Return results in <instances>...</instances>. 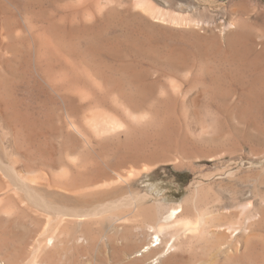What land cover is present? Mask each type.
Instances as JSON below:
<instances>
[{
  "label": "rangeland",
  "instance_id": "374dc122",
  "mask_svg": "<svg viewBox=\"0 0 264 264\" xmlns=\"http://www.w3.org/2000/svg\"><path fill=\"white\" fill-rule=\"evenodd\" d=\"M108 1L86 0L77 9L69 0H0V162L39 195L69 208L134 196L147 200L136 211L122 208L68 225L42 256L34 253L42 222L12 200L14 217H0V263L23 264L36 255L41 264H264V99L258 100L264 96V0H152L197 23L185 28L147 19L133 0ZM70 89L85 90L83 99L89 98L82 102ZM73 107L80 117V110L87 114L83 120L89 110L107 109L125 128L84 144L65 124ZM2 171L0 194L12 188ZM119 175L123 186L114 179ZM101 185L118 189L91 196ZM197 192L206 198L203 203L200 197V209L216 210L217 223H248L237 205L262 210L250 222L251 239L241 237L233 252L225 239L222 251L187 243L159 258L143 256L151 236L140 228L170 206H192Z\"/></svg>",
  "mask_w": 264,
  "mask_h": 264
},
{
  "label": "bare ground",
  "instance_id": "6f19581e",
  "mask_svg": "<svg viewBox=\"0 0 264 264\" xmlns=\"http://www.w3.org/2000/svg\"><path fill=\"white\" fill-rule=\"evenodd\" d=\"M86 1V0H84ZM83 0H69V5H71V7H76L77 9L79 7H81L84 3ZM108 2H112L111 0H109ZM85 5V4H84ZM133 5H134V8L136 10L139 11V14H141L142 16H145L147 17V19L153 21V22H156V23H159V24H162V25H169V26H173V27H194V26H197V23L194 21V20H191L189 19L188 17H185V16H182L181 14H177V13H171V12H168L166 10H164L163 8H161L160 6L156 5L152 0H133ZM101 5L98 6V8L100 7ZM109 6V5H108ZM84 7V6H83ZM65 8V7H64ZM70 8V7H69ZM97 8V7H96ZM133 8V9H134ZM75 9V8H74ZM100 9V8H99ZM98 9V10H99ZM134 9V10H135ZM69 10V9H68ZM97 10V12H98ZM100 13V12H99ZM89 14V12L87 13ZM101 14V13H100ZM90 15V14H89ZM88 15V16H89ZM87 16V15H86ZM87 16V17H88ZM92 15H90V18H91ZM95 16V15H94ZM89 18V17H88ZM89 18V19H90ZM95 18V17H94ZM191 18V17H190ZM85 19V18H84ZM87 19V18H86ZM88 21V20H87ZM86 22V21H85ZM90 24H92L89 20ZM86 22V24H88ZM89 33V32H88ZM239 39L242 37H238ZM244 39V38H243ZM247 39V38H246ZM241 41V40H240ZM47 45V44H46ZM252 45V44H251ZM47 47V46H46ZM248 47V46H247ZM255 47V46H254ZM9 48V47H8ZM246 48V47H245ZM248 48L251 49V46H249ZM253 48V46H252ZM264 48V47H263ZM3 49V48H2ZM145 49V48H143ZM240 50V49H239ZM246 50V49H245ZM254 50V49H253ZM56 51V50H55ZM59 50H57L58 52ZM144 51V50H143ZM261 51V50H260ZM69 52V50H68ZM67 52V53H68ZM157 52V51H156ZM236 52V51H235ZM234 52V53H235ZM249 52V51H248ZM254 52V51H253ZM252 52V53H253ZM258 52V51H257ZM53 54V53H52ZM66 54V53H65ZM71 54V53H70ZM248 54V53H246ZM259 54V53H258ZM49 55V54H48ZM177 55V54H176ZM182 55V54H181ZM238 55V54H237ZM240 55V54H239ZM261 55V54H260ZM259 55V56H260ZM45 56V54H44ZM62 56V55H60ZM66 56V55H65ZM244 56V54H243ZM250 56V54H249ZM38 57V56H37ZM41 57V56H40ZM67 57V56H66ZM174 57V56H173ZM176 57V56H175ZM239 57V56H238ZM257 57V55H256ZM20 58V57H19ZM53 58V57H52ZM262 58V57H261ZM41 59V58H40ZM51 59V58H50ZM62 60V58H60ZM181 58H179L180 60ZM244 59V58H243ZM259 59V58H257ZM264 59V58H262ZM44 60V59H43ZM248 60V59H247ZM252 60V59H251ZM256 60V59H255ZM260 60V59H259ZM48 61V59L46 60ZM59 61V60H57ZM261 61V60H260ZM52 62V61H51ZM49 62V63H51ZM48 63V62H47ZM48 63V64H49ZM60 63V62H59ZM256 63V62H255ZM258 63V61H257ZM47 64V65H48ZM14 65V64H13ZM84 65V64H83ZM45 66V65H44ZM82 66V65H81ZM15 67V66H14ZM78 67V66H77ZM83 67V66H82ZM47 68V67H46ZM61 68V67H60ZM81 68V67H80ZM57 69V68H56ZM55 69V72H57ZM53 70V69H52ZM65 70V69H64ZM80 71V69H79ZM9 72V71H7ZM51 73V72H50ZM66 73V72H65ZM64 73V75H65ZM15 74V73H14ZM47 74V73H46ZM55 73H53L54 75ZM62 75V71L61 73L59 72L58 75ZM59 75V76H60ZM63 75V76H64ZM68 75V74H67ZM74 75V74H73ZM77 75V74H76ZM75 75V76H76ZM56 76V75H55ZM62 76V77H63ZM88 75H86L87 77ZM90 76V75H89ZM45 77V76H44ZM57 77V76H56ZM61 77V78H62ZM78 77V76H77ZM52 78L54 79L55 77L52 76ZM65 78H68V76H66ZM64 78V81L66 82L67 79L65 80ZM74 78V77H73ZM57 79H60L57 77ZM55 78V80H57ZM63 79V78H62ZM85 79V78H84ZM82 79V80H84ZM91 79V77H90ZM120 79V78H119ZM142 79V78H141ZM47 80V79H46ZM51 80V79H50ZM50 80H47V82H49ZM75 80L77 81V79L75 78ZM139 80V79H138ZM59 81V80H58ZM61 81V80H60ZM86 81V80H85ZM90 81V80H89ZM117 81V80H115ZM62 82V81H61ZM64 82V83H65ZM73 82V81H72ZM125 82V81H124ZM256 82V81H255ZM56 84V82H54ZM59 83V82H58ZM57 83V85H58ZM64 83H62V85L64 86ZM68 83V82H67ZM88 83V82H87ZM126 83V82H125ZM124 83V84H125ZM171 83V82H169ZM50 85H52V82L49 83ZM66 84V83H65ZM72 84V83H71ZM74 84V82H73ZM77 84V82H76ZM81 84V83H80ZM122 84H123V80H122ZM255 84V83H254ZM78 85V84H77ZM85 85V84H84ZM87 85V84H86ZM96 84H94L95 86ZM98 85V83H97ZM102 85V84H101ZM100 85V87H101ZM174 85V84H173ZM79 86V89L82 88ZM117 86V84H116ZM143 86V85H142ZM142 86H141V89H142ZM145 86V85H144ZM149 86V85H147ZM170 86V85H169ZM59 88L61 87V84L58 86ZM93 87V86H92ZM125 87V86H124ZM173 87V86H172ZM175 87V86H174ZM57 88V89H59ZM67 88V87H66ZM78 87L75 86L74 90H76ZM97 88V87H96ZM119 88V87H118ZM148 88V87H146ZM171 88V87H170ZM68 89V88H67ZM84 89V88H83ZM92 89V88H90ZM90 89H87V90H90ZM150 89V88H149ZM66 90V89H65ZM71 90V89H70ZM74 90H71V92H75L73 95V97H76L78 96L80 99L82 98L83 99V95L81 93H85L84 91L83 92H80L79 90V94L76 93V91ZM81 90V89H80ZM99 90V88H98ZM119 90V89H118ZM123 90V88H122ZM121 90V91H122ZM143 90V89H142ZM148 90V89H147ZM151 90V89H150ZM173 90V88H172ZM175 90V88H174ZM58 92L60 91L57 90ZM57 91L55 93H57ZM77 91V92H78ZM120 91V92H121ZM52 92V91H51ZM66 92V91H65ZM70 92V91H69ZM70 92V93H71ZM87 92V91H86ZM92 92V91H91ZM174 92H177L176 90ZM61 92H59L60 94ZM69 93V94H70ZM145 93H148V92H145ZM150 93V92H149ZM148 93V94H149ZM171 93V92H170ZM173 93V91H172ZM68 94V96H69ZM77 94V95H76ZM176 94V93H175ZM71 95V94H70ZM86 95V94H84ZM177 95V94H176ZM55 96V94H54ZM61 96V94H60ZM110 96V95H109ZM254 96V95H253ZM262 96V95H261ZM59 97V96H58ZM70 97V96H69ZM86 97L84 96V99L82 102H86V100L89 98L87 96V99H85ZM92 98V96H91ZM135 98V97H134ZM61 99V98H60ZM79 99V101H80ZM137 99V97H136ZM264 99V96L263 98L262 97H259L258 100L261 102L263 101ZM63 100V99H62ZM75 100V99H73ZM72 100V102H73ZM91 101H93V99H90ZM135 100V99H134ZM138 100V99H137ZM144 100V99H143ZM142 100V101H143ZM178 100V99H177ZM133 101V100H132ZM141 101V102H142ZM63 102V101H62ZM70 102V101H69ZM139 102V101H138ZM137 102V103H138ZM74 103V102H73ZM263 103V102H261ZM67 105V103H65ZM82 104V103H81ZM84 104V103H83ZM136 104V102H135ZM255 104V103H254ZM258 103H256L257 105ZM264 104V103H263ZM7 105V104H6ZM138 105V104H136ZM255 105V106H256ZM3 106V105H2ZM94 106V105H93ZM97 106V105H96ZM95 106V107H96ZM102 106V105H101ZM132 106L134 107V104H132ZM139 106V105H138ZM259 106V105H258ZM263 106V105H262ZM66 107V106H65ZM92 108V106H90ZM1 108V106H0ZM72 108V107H71ZM75 107H73L72 111H71V115L69 114V119L67 117V122L65 123L69 132L75 136L76 138H81L80 140H83L84 141V144L85 142L88 141L89 137L92 136L93 138L95 137V140L96 139H105L107 137H114V136H118V134H120V132L122 133L123 129L125 128V125H124V121L123 120H120L122 118H120L118 115H111L110 111L106 112V110H104L103 112H94L93 110H89L91 112V115H90V112H89V115L87 117L84 118V120L81 118L82 115H84L85 112H82L80 110L81 113H83L80 117V113L77 109L74 110ZM80 108V107H78ZM90 108V109H91ZM103 108V107H102ZM135 108V107H134ZM138 108V107H137ZM101 109V108H99ZM128 109V108H126ZM97 111H99L98 109H96ZM102 110V109H101ZM100 110V111H101ZM131 110V109H129ZM64 111V110H63ZM128 111V110H125V112ZM3 112V111H1ZM69 112V110H68ZM87 112V111H86ZM106 112V113H105ZM110 112V113H109ZM131 112V111H130ZM130 112H128L130 114ZM134 113V111H132ZM6 113V112H5ZM88 113V112H87ZM132 113V114H133ZM136 113V112H135ZM127 114V113H126ZM131 114V115H132ZM137 114V113H136ZM85 115H87L85 113ZM130 117L132 118L133 115ZM139 116V115H137ZM136 115H134V117H137ZM21 117V116H20ZM63 117V116H62ZM117 117V118H116ZM119 117V118H118ZM140 117V116H139ZM139 117H138V120H139ZM260 117V116H259ZM81 118V120H83V123H79L78 119ZM21 119V118H20ZM25 119V118H24ZM135 121L136 118H133ZM142 119V118H141ZM28 120V119H27ZM64 120V121H66ZM258 120V119H257ZM19 121V120H18ZM17 121V123H18ZM123 121V122H122ZM140 121V120H139ZM262 121V120H261ZM14 122V121H13ZM136 122H138L136 120ZM260 122V121H259ZM258 123V121H257ZM64 124V125H65ZM80 124H84L83 126H81ZM24 125V124H23ZM23 127V126H22ZM31 128V127H30ZM65 127V129H67ZM122 130V131H121ZM33 132V131H31ZM71 135V136H72ZM70 137V136H69ZM74 137V138H75ZM91 138V137H90ZM72 139V138H71ZM102 140V141H103ZM107 140V139H106ZM94 141V140H93ZM99 142H101L100 140H98ZM97 142V141H96ZM83 143V142H82ZM101 144V143H100ZM87 146V145H86ZM140 146V145H139ZM90 147V146H89ZM138 149V148H137ZM75 162V161H74ZM73 162V164H75ZM2 163V160L0 162V172L2 170H5L7 172V174L9 173V176L11 181H12V188L7 190V191H3V193L0 194V217H2L4 219V217L7 218H12V216L14 217V213H15V209H16V205L19 204L18 200L21 201V203H24L27 205V207L29 208V210L31 211V213L33 215H35V218L36 217L39 219L40 222H42L43 225L42 226V233H40V241H37V245H35L37 247L36 251L34 252L36 255H39L41 253V256L44 254H42V252H45L46 250H49L53 247H56V243L57 241L59 240V238L62 236L65 228L70 225V224H76V223H86L85 221H83L84 219H88V218H91V217H96V216H99L100 215H104V214H108V213H114V212H117L118 210L122 209V208H129V209H133L136 211V208L139 207L140 205H143L144 202L147 200V197L146 196H134L132 197L131 199H113V200H110L108 202H102L101 203L97 202L98 204H93L92 206L90 205L89 208H86V209H73V208H69L67 205L66 206H63V205H58V203H52L51 201H53L54 199H48V198H45L44 196L42 195H39L36 190L27 182L23 181L18 175L15 174V172L12 170V168L9 166V167H6L5 164L4 166L1 164ZM4 171V172H5ZM3 172V171H2ZM3 172V173H4ZM68 172L65 171V175L67 174ZM60 175H64V171H62V174L60 173ZM59 175V177H60ZM68 176V174H67ZM65 177V176H64ZM69 177V176H68ZM66 177V178H68ZM62 178V177H60ZM63 179V178H62ZM116 179L117 183L119 185H122L124 184L125 182V178L121 175H119L118 177L114 178ZM31 183L35 182V180L33 181H30ZM105 185V184H104ZM118 185V186H119ZM102 186V185H101ZM115 186V185H113ZM117 187V186H116ZM116 187H113V188H116ZM113 188L111 186H105L103 187L102 186V189H98V191H93L92 194L90 193V195H94V196H97L98 194H100V196H103L110 193ZM118 189V187H117ZM116 189V190H117ZM199 192H200V188H198ZM114 192V191H113ZM201 194L203 192H200ZM197 192V194L194 195L192 201L190 200V204H192V206H189V203L187 202L186 204H181L179 207H172L167 210V207L165 209L167 210L166 212H164V209H163V213L162 215H159L157 213H155V216L156 218H159L157 220H155L156 218H154V222L151 221L149 218H145L146 219H149L151 222H148L146 221V224H144L143 227L140 228V230L142 231L141 233L143 234V236L145 234H147L148 236H151L150 238V243H148V245H145V246H142L141 250L143 249H146V246L148 248V253L145 254L146 255H143L145 257L149 256V254H153V253H156L155 254V257L157 256L159 258V256H164V253L165 251L167 250L169 253L171 252V250H179V248L182 246H185L187 243H193V245H200V248L201 246H208L209 247L211 245H213V247L216 245H219L220 246V249L222 248V246H224L225 244L222 242H225L224 240L227 239V246L228 248H230L229 250H232L233 251H238L239 248H241L240 246V243L241 241H243L241 239L240 241V238L241 237H246V236H249L251 233H249V227H252L250 226L252 221H254V219L256 218H260V214L259 212L262 211H258L257 212V209L254 210V208L252 209L251 206L249 205H237V209H239L242 213V215L244 214L247 218H248V223H242V221H238L236 222L235 220L234 221H229L227 223H217V219L215 216V211H206V210H203V209H200L202 207V205H200V203L198 201H201L202 200V196H200ZM194 194V192H193ZM203 195V194H202ZM205 195V193H204ZM207 195V193H206ZM89 196V195H88ZM99 197V195H98ZM202 197V198H200ZM206 197V196H205ZM89 198V197H88ZM114 198V197H113ZM190 199V198H188ZM200 199V200H199ZM204 199L206 198H203V203H204ZM234 199V198H233ZM11 200V201H10ZM12 200H17V204L16 202L12 201ZM87 201V200H85ZM95 201V200H94ZM188 201V200H187ZM263 201V200H262ZM88 202V201H87ZM186 202V201H185ZM197 202L199 203V205L197 204ZM217 202V201H216ZM264 203V202H263ZM62 204V203H61ZM189 208H188V206ZM202 204V203H201ZM214 204V203H213ZM250 204L252 205V203L250 202ZM162 205V204H161ZM217 206V204H214ZM213 205V206H214ZM215 206V207H216ZM221 206V205H220ZM219 206V208H220ZM19 207V206H18ZM160 207V206H159ZM163 207V206H162ZM191 207H193L191 209V211L189 210ZM214 208V207H213ZM223 208V207H222ZM236 208V207H235ZM263 208V207H262ZM218 210V208H216ZM161 210V209H160ZM193 210V211H192ZM236 210V209H235ZM159 211V210H158ZM189 211L191 212V214H189ZM219 212V211H217ZM154 213V212H153ZM262 213V212H260ZM132 214V213H131ZM150 214V212H149ZM147 214V216L149 215ZM152 214V213H151ZM149 215L148 217H151L153 216L152 215ZM143 215V213L141 214ZM140 215V216H141ZM157 215H159L157 217ZM233 215V214H232ZM264 215V214H263ZM116 218L119 219L120 221V218L118 217V215L115 216ZM231 217V216H230ZM242 217V216H241ZM262 217V216H261ZM124 218V217H123ZM126 218V217H125ZM219 218V217H218ZM264 218V217H263ZM2 219V220H3ZM37 219V220H38ZM81 219V220H80ZM234 219V218H233ZM12 220V219H11ZM124 220V219H123ZM239 220V219H238ZM219 221V220H218ZM221 221V219H220ZM122 222V221H121ZM145 222V221H144ZM38 225V223H37ZM5 231V230H4ZM9 231V230H7ZM1 234V232H0ZM140 234V232H139ZM150 234V235H149ZM15 236V235H14ZM139 236V235H138ZM254 236V235H253ZM72 237V236H71ZM140 237V236H139ZM154 237L157 239V242L158 244L156 246H153L152 247V244L155 243V240H154ZM16 238V237H15ZM144 238V237H143ZM72 239V238H71ZM75 239V237H74ZM251 239L250 236L248 237V240ZM76 240V239H75ZM79 240V238H78ZM80 240H83V238H81ZM4 241V240H3ZM6 241V240H5ZM16 241V240H15ZM74 241V240H73ZM245 241V240H244ZM247 241V240H246ZM1 242V241H0ZM60 242V240H59ZM80 243H82L81 241H79ZM85 241H83L84 243ZM7 243V242H6ZM235 243V247H233ZM247 244V242H246ZM0 245H4L3 242L0 243ZM192 245V244H191ZM192 245V246H193ZM0 246V249L2 250ZM206 246V247H207ZM179 247V248H178ZM194 247V246H193ZM212 247V249H213ZM226 247V246H225ZM187 248V247H186ZM197 248V247H196ZM199 248V249H200ZM203 248V247H202ZM201 248V249H202ZM216 248V247H215ZM218 248V247H217ZM195 249V248H194ZM198 249V250H199ZM206 249H209L208 253L211 251L210 249L211 248H206ZM177 250V251H178ZM184 250V249H183ZM193 250V249H192ZM197 250V251H198ZM202 250H205L204 248ZM3 251V250H2ZM146 251V250H145ZM180 251V250H179ZM222 251V249H221ZM220 251V252H221ZM139 253H141L140 251H138ZM147 252V251H146ZM191 252V251H190ZM196 252V251H195ZM230 252V251H229ZM6 253V252H5ZM39 253V254H38ZM168 253V254H169ZM175 251L172 253L174 255ZM194 253V250L193 252ZM198 253V252H197ZM200 253V251H199ZM202 253V251H201ZM206 255L207 252H205ZM204 253V254H205ZM211 253V252H210ZM225 253V252H224ZM236 253V252H235ZM247 253V252H246ZM196 254V253H195ZM251 254V253H250ZM29 255V254H28ZM27 255V256H28ZM32 255V254H31ZM32 256V258L30 256H28V259H30L28 262L27 260L23 263V264H41V260L39 261V257L38 256ZM142 255V254H141ZM172 255V256H173ZM203 255V254H202ZM205 255V256H206ZM224 255V254H223ZM199 256V255H198ZM201 256V255H200ZM204 256V257H205ZM249 256V254H248ZM256 256V255H255ZM168 257V256H166ZM165 257V258H166ZM171 257V255H170ZM195 257V256H194ZM251 257L252 254H251ZM258 257V255H257ZM41 258V257H40ZM157 258V259H158ZM203 258V257H202ZM260 258V257H259ZM13 259V258H12ZM17 259V257H16ZM151 259V258H150ZM156 259V258H155ZM156 259V260H157ZM198 259V258H196ZM201 259V257H200ZM199 259V260H200ZM5 260V259H4ZM3 260V261H4ZM19 260V259H18ZM45 260V259H44ZM205 260V259H204ZM1 262H3L2 260H0ZM47 261V260H46ZM143 261V260H142ZM198 261V260H197ZM196 261V262H197ZM249 261H251L249 259ZM9 262V261H8ZM13 262V261H12ZM15 262V261H14ZM43 262V261H42ZM257 262V261H256ZM17 263V262H16ZM14 263V264H16ZM199 263V261L197 262ZM208 263V261H207ZM1 264V263H0ZM19 264V263H18ZM22 264V262L20 263ZM43 264V263H42ZM176 264V263H175Z\"/></svg>",
  "mask_w": 264,
  "mask_h": 264
}]
</instances>
